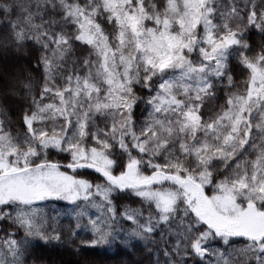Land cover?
Masks as SVG:
<instances>
[{"label": "snow or ice", "instance_id": "snow-or-ice-1", "mask_svg": "<svg viewBox=\"0 0 264 264\" xmlns=\"http://www.w3.org/2000/svg\"><path fill=\"white\" fill-rule=\"evenodd\" d=\"M134 240L264 264V0H0V264Z\"/></svg>", "mask_w": 264, "mask_h": 264}, {"label": "trees", "instance_id": "trees-1", "mask_svg": "<svg viewBox=\"0 0 264 264\" xmlns=\"http://www.w3.org/2000/svg\"><path fill=\"white\" fill-rule=\"evenodd\" d=\"M53 206L59 208L62 212L66 210H70V208H66L65 202H59ZM68 222L69 220L67 217L62 216L60 218L61 224L66 225L68 224ZM132 245L133 247L131 250L135 253L134 258L136 260L141 261L142 264H149L150 260L155 258L154 256H150L148 254L149 248L152 247L151 245L145 246L144 242L140 240L132 241ZM70 248H71L70 243L64 247L58 246L55 243H53L52 245L47 246V248L42 249V251H44L46 259L50 261H54V262L58 261L60 264H72L73 259L71 258L72 256L70 255ZM127 251L128 250L123 247L113 248L112 250H110L109 255L112 256L113 260H118L121 258H125ZM113 253H118V255H113ZM64 255H67L68 257L67 260L61 259V257Z\"/></svg>", "mask_w": 264, "mask_h": 264}, {"label": "rangeland", "instance_id": "rangeland-1", "mask_svg": "<svg viewBox=\"0 0 264 264\" xmlns=\"http://www.w3.org/2000/svg\"><path fill=\"white\" fill-rule=\"evenodd\" d=\"M63 257V258H62ZM61 259L67 260V255L62 256ZM73 259V257H71ZM55 264H60L58 261L55 262Z\"/></svg>", "mask_w": 264, "mask_h": 264}]
</instances>
